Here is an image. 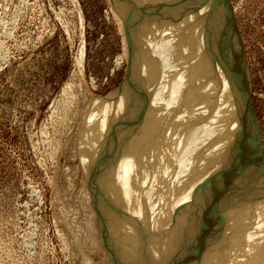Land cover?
Listing matches in <instances>:
<instances>
[{"label":"bare ground","instance_id":"6f19581e","mask_svg":"<svg viewBox=\"0 0 264 264\" xmlns=\"http://www.w3.org/2000/svg\"><path fill=\"white\" fill-rule=\"evenodd\" d=\"M112 3L127 74L97 102L81 156L107 264H264L251 89L221 0ZM171 63L177 76L158 83ZM69 88L75 104L80 89Z\"/></svg>","mask_w":264,"mask_h":264},{"label":"rangeland","instance_id":"374dc122","mask_svg":"<svg viewBox=\"0 0 264 264\" xmlns=\"http://www.w3.org/2000/svg\"><path fill=\"white\" fill-rule=\"evenodd\" d=\"M113 4L0 0V264H107L81 156L97 102L127 74ZM221 5L250 83L248 140L264 177V0ZM176 72L155 75L162 83ZM70 86L81 92L75 104ZM69 218L90 230L74 232Z\"/></svg>","mask_w":264,"mask_h":264}]
</instances>
